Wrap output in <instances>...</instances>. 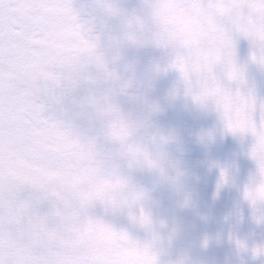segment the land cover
Masks as SVG:
<instances>
[{
	"label": "snow or ice",
	"instance_id": "6c2138e0",
	"mask_svg": "<svg viewBox=\"0 0 264 264\" xmlns=\"http://www.w3.org/2000/svg\"><path fill=\"white\" fill-rule=\"evenodd\" d=\"M98 3L104 17L124 25L120 37L107 41L110 56L101 51L96 21L84 20L72 0H0V264H115L88 258L96 233L123 242L117 255L131 252L147 257L146 264H159L155 224L143 206L146 195L129 183L121 162L128 170H158L165 179L171 178L165 165L175 166L137 142L158 109L146 104L140 116L124 112L118 98L141 96L130 95L133 82L109 67L124 48L161 41L152 26L157 5L142 0L141 11L128 14L104 0ZM201 6L221 7L215 0ZM231 6L255 7L246 0ZM228 31L215 67L189 71L177 56L164 69L157 65L156 74L177 70L186 98L204 108L211 105L227 133L254 137L249 155L259 180L245 189L244 198L255 207L264 205V101L257 106L252 92L242 90L245 76L236 63L234 39H247L251 61L264 67V37L251 28ZM81 121L93 135L79 131ZM152 140L167 142L159 134ZM179 176L177 171L174 179ZM227 183L222 170L218 189ZM96 204L111 212L127 210L153 240L140 243L93 217L89 210ZM258 219L264 221V215Z\"/></svg>",
	"mask_w": 264,
	"mask_h": 264
},
{
	"label": "bare ground",
	"instance_id": "6f19581e",
	"mask_svg": "<svg viewBox=\"0 0 264 264\" xmlns=\"http://www.w3.org/2000/svg\"><path fill=\"white\" fill-rule=\"evenodd\" d=\"M104 1L119 3V8L128 14L139 13L142 8V0ZM128 1H140V9L128 11ZM72 4L81 17L91 16L94 20L103 21L102 10L92 0H72ZM115 23L117 29L124 28L120 20L117 19ZM165 55L164 50L160 49L143 51L142 69L138 74L143 81L150 82L151 87H154L151 85L152 80L157 84L164 82L170 85L168 93L157 88H151V91L159 98L173 101V134L163 135L167 138L166 143L153 142L150 131L137 136L136 140L146 147H164V151L168 153L167 160L175 166L174 169L178 172L185 171L184 175L179 172L176 183L189 187L185 190L187 205L200 212L196 221L202 224L203 229L188 235L187 244L183 246L180 255L192 261V264H247L246 261L251 264H264V237L259 233L264 221L258 219L264 215V208H260L259 204L253 207L244 198L247 183L257 175V165H251L245 175L242 172V165L247 162L244 158L250 157L249 151L255 139L250 134L227 133L211 105L199 114L193 113L188 103L191 99L184 96V86L178 73L168 71L154 74L153 69L147 66L148 57L156 66ZM232 87L235 88V85ZM242 90L251 91V87L245 83ZM158 105L164 106L165 103ZM222 170L227 173L228 183L218 189ZM177 199L178 206L185 207L179 193ZM89 213L113 227L112 214L103 205L96 204ZM124 213L129 218L128 212ZM151 218L153 222L156 221L152 216ZM209 225L210 229L207 228ZM179 229L182 226H176V230ZM161 235L156 230V237L160 238ZM175 254L172 259L159 252L160 264H173L178 257L176 252Z\"/></svg>",
	"mask_w": 264,
	"mask_h": 264
},
{
	"label": "rangeland",
	"instance_id": "374dc122",
	"mask_svg": "<svg viewBox=\"0 0 264 264\" xmlns=\"http://www.w3.org/2000/svg\"><path fill=\"white\" fill-rule=\"evenodd\" d=\"M96 5H99L98 0H92ZM105 2V1H104ZM107 3H111V1H107ZM112 4V3H111ZM128 11L140 9V1L132 2L128 1ZM119 8V3L113 4ZM84 20L93 19L91 16L82 17ZM103 21H96V28L98 34L102 39V48L101 51L107 55H111V50L107 48V41L110 38H117L123 34L124 28L117 29L115 27V22L117 19L115 18H106L102 17ZM235 45V54H236V63L239 68H241L244 72L245 83L251 87L252 95L254 96L257 106H259L261 101H264V67H261L257 63H253L250 59L252 53V46L250 42L243 38L234 39ZM149 49H156L151 46L145 47H136L129 46L122 50L121 58L117 60L115 63H110L109 67L111 70L116 71L119 75H130L134 74L136 78L140 81H143L141 76L138 74L142 69V61H143V51ZM159 50V49H156ZM165 52V51H164ZM146 65V64H145ZM149 68L154 69L155 63L154 61L148 57V65ZM151 85L148 88V91L144 93L141 91L139 94L141 98L138 101H133L128 99L127 97L118 98V103L122 110L126 113H131L134 116L142 115L145 105H154L157 107V111L153 112L147 120V124L144 129L138 134L141 136L146 131H150L151 134H159V135H172L173 134V112H174V104L172 100H166L163 98H159L156 93H152L151 88L161 89L163 92L168 93L170 85L167 83H155L152 80ZM132 93H130L131 95ZM165 103L164 106H160L158 104ZM190 110L199 114L204 107H201L195 104L192 100L189 102ZM210 106V105H209ZM254 119L257 123H259L261 119V113L259 111V107H257V111L254 114ZM259 120V121H257ZM163 125H166L164 127ZM78 129L84 135H93L94 130L90 128L86 121H81L78 123ZM104 147H107L106 145ZM162 147V146H161ZM150 152L153 153H161L164 156L167 154L165 148L163 149L156 147L155 145H151L147 147ZM246 163L242 165V172L245 175L247 171L250 169V166L256 164V162L251 158H244ZM168 161V160H167ZM171 163V162H170ZM121 169L123 174L128 179L129 183L141 190L146 195V199L144 201L145 211L150 214L154 220V224L161 225L158 231L162 233L160 238L156 237L155 246L159 252L167 254V257L174 259L176 256L180 255V252L183 251V246L187 244L188 235L193 232H198L202 230V224L197 223L196 217L200 215L199 211H195L194 208L191 209L187 205L188 198L185 196V190L189 189L187 186H183L176 183V180L173 182L172 180L165 179L162 176L150 172L147 169H137V170H128L126 164L121 162ZM174 168L169 169V176L175 177ZM182 175L185 174V171H179ZM259 180L258 175H255L248 183L247 187H251L255 182ZM179 193V198L181 202H184L185 207L178 206L177 195ZM264 208V205L259 204ZM188 206V207H187ZM127 211V210H125ZM111 220L113 222V227L116 230H123L129 233L130 237L133 240H136L140 243L150 242L153 240V235L138 225L134 224L123 212H111ZM156 222V223H155ZM176 226H182V229L176 230ZM202 228V229H201ZM207 228H211L209 225ZM208 233V232H206ZM259 233L264 237V225L259 229ZM243 259V257H241ZM244 260V259H243ZM254 260V259H251ZM247 264H251V262L246 261ZM255 262V261H253Z\"/></svg>",
	"mask_w": 264,
	"mask_h": 264
},
{
	"label": "clouds",
	"instance_id": "9594fccd",
	"mask_svg": "<svg viewBox=\"0 0 264 264\" xmlns=\"http://www.w3.org/2000/svg\"><path fill=\"white\" fill-rule=\"evenodd\" d=\"M152 2L157 5V14L153 17L152 26L162 39L159 43L152 41L136 47L151 46L164 50L166 55L157 64L161 69L176 60L177 56L185 60V66L189 71L197 65L215 67L220 63L224 44L229 38L228 29L251 28L257 33L258 38L264 37V0H246L247 4L255 7L242 9L231 6L238 0H215V3L221 7L212 11L201 6L204 0H152ZM250 17L253 18L251 21ZM137 27L139 26L134 25L133 29ZM157 65L153 69L154 74H156ZM168 71L178 73L184 86V81L177 70L168 68L167 71L162 70L160 73ZM120 76L133 82L128 90L129 94L148 91V82L138 80L134 74ZM170 168L165 165V175L168 177H171L169 176ZM149 171L162 176L158 170ZM174 178L171 177L169 180L174 182ZM160 227L155 224L156 230ZM117 248H123L122 241L104 233H96L90 241L88 258L103 262L111 261L115 264H146L147 257L131 252L117 255ZM157 258L159 261V256ZM173 264H192V261L180 255Z\"/></svg>",
	"mask_w": 264,
	"mask_h": 264
}]
</instances>
